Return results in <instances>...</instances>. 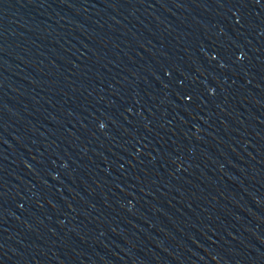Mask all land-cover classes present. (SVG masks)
Here are the masks:
<instances>
[{
	"label": "water",
	"instance_id": "water-1",
	"mask_svg": "<svg viewBox=\"0 0 264 264\" xmlns=\"http://www.w3.org/2000/svg\"><path fill=\"white\" fill-rule=\"evenodd\" d=\"M0 264H264V0H0Z\"/></svg>",
	"mask_w": 264,
	"mask_h": 264
},
{
	"label": "snow or ice",
	"instance_id": "snow-or-ice-1",
	"mask_svg": "<svg viewBox=\"0 0 264 264\" xmlns=\"http://www.w3.org/2000/svg\"><path fill=\"white\" fill-rule=\"evenodd\" d=\"M189 99H191V97H189Z\"/></svg>",
	"mask_w": 264,
	"mask_h": 264
}]
</instances>
